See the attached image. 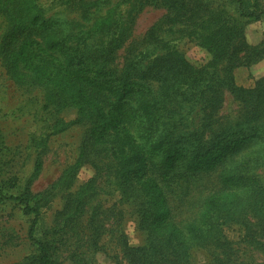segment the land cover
Here are the masks:
<instances>
[{
	"label": "trees",
	"instance_id": "trees-1",
	"mask_svg": "<svg viewBox=\"0 0 264 264\" xmlns=\"http://www.w3.org/2000/svg\"><path fill=\"white\" fill-rule=\"evenodd\" d=\"M147 7L163 13L135 37ZM0 17L6 74L43 92L54 132L82 127L74 159L45 190L27 180L10 193L0 176V206L29 218L32 250L17 264H92L117 206L143 235L140 246L120 242L129 264H191L192 249L206 264H232L227 222L264 246V76L244 88L232 74L264 58V42L244 36L264 18V0H1ZM184 39L208 54L205 64L185 58ZM228 93L240 105L232 118L221 112ZM65 110L75 117L59 118ZM82 165L93 175L77 183ZM113 193L116 205L105 206L100 195Z\"/></svg>",
	"mask_w": 264,
	"mask_h": 264
},
{
	"label": "rangeland",
	"instance_id": "rangeland-1",
	"mask_svg": "<svg viewBox=\"0 0 264 264\" xmlns=\"http://www.w3.org/2000/svg\"><path fill=\"white\" fill-rule=\"evenodd\" d=\"M46 1L48 0H37V4L42 7ZM162 13L160 8H145L135 20L133 35L142 36L158 21ZM2 25L4 23L0 19V27ZM1 31L2 28L0 33ZM244 36L251 45L264 42V18L246 23ZM179 45L185 58L195 65L205 64L209 58L208 54L192 41L184 39ZM1 49L0 45V51ZM232 74L236 85L252 87L256 79L264 76V58L249 67L238 66L233 69ZM42 96L43 92L38 88H26L15 83L6 74L0 61V176L5 180V187L10 193H16L15 188L23 186L27 180L32 181L33 192L45 190L61 176L64 168L75 157V145L82 127L73 126L63 133L54 132L57 119L43 108ZM239 108V103L229 93L225 94L221 110L223 115L232 118L238 114ZM58 117L68 121L75 117V112L65 110ZM38 163L40 166H37ZM92 175L93 170L87 165H82L76 182L86 181ZM209 181L210 179L206 181L208 192L214 189V184ZM100 197H103L105 206H112L114 203L116 205V193L101 194ZM59 207L57 196L51 207L44 209L45 224L51 222L55 209ZM118 208L120 207L110 211L99 243L102 249L94 253L92 264H129L121 253L120 242L125 237L131 247L143 244V235L129 209L123 206L121 215ZM177 212L178 216H182L187 213V208L180 207ZM28 226V216L17 206L10 202L0 206V264H17L32 250L27 237ZM223 229L225 236L231 240V251L234 250L232 264H264V246L258 247L243 242L244 231L238 223L227 222ZM190 259L191 264L209 262L206 253L200 249H192ZM62 264L76 263L65 260Z\"/></svg>",
	"mask_w": 264,
	"mask_h": 264
}]
</instances>
